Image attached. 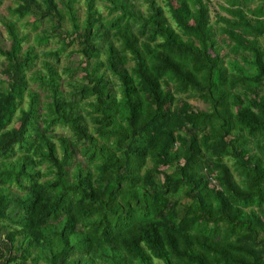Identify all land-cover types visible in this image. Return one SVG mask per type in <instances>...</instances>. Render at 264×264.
<instances>
[{
	"label": "clouds",
	"instance_id": "1",
	"mask_svg": "<svg viewBox=\"0 0 264 264\" xmlns=\"http://www.w3.org/2000/svg\"><path fill=\"white\" fill-rule=\"evenodd\" d=\"M0 264H264V0H0Z\"/></svg>",
	"mask_w": 264,
	"mask_h": 264
}]
</instances>
